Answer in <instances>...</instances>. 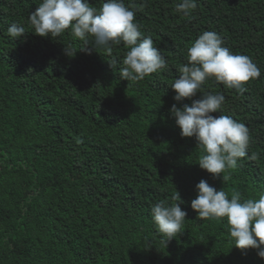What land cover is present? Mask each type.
Instances as JSON below:
<instances>
[{"label": "trees", "instance_id": "obj_1", "mask_svg": "<svg viewBox=\"0 0 264 264\" xmlns=\"http://www.w3.org/2000/svg\"><path fill=\"white\" fill-rule=\"evenodd\" d=\"M103 2L89 0L97 9ZM123 2L167 62L139 82L120 79L123 44L88 54L70 29L34 34L28 16L42 0H0V264H264L256 250L234 247L226 217L199 219L190 207L202 179L229 199L264 194V0H197L189 17L176 12L180 0ZM13 22L23 38L8 35ZM204 31L261 73L243 91L214 78L201 86L225 97L212 115L249 129L247 155L215 178L169 111L191 106L170 86ZM177 191L187 216L166 247L151 207L175 203Z\"/></svg>", "mask_w": 264, "mask_h": 264}, {"label": "clouds", "instance_id": "obj_2", "mask_svg": "<svg viewBox=\"0 0 264 264\" xmlns=\"http://www.w3.org/2000/svg\"><path fill=\"white\" fill-rule=\"evenodd\" d=\"M197 7V0H180L176 12L185 17ZM135 12L126 7L123 0H105L101 7L90 6L89 0H42L35 12L28 16L34 34L41 37H59L70 29L71 35L84 43L80 50L91 51L102 48L108 54L113 47L123 44L126 52L119 69L121 80L139 82L149 74L167 69L166 59L150 36H144L139 24L134 21ZM10 37L25 36V28L13 22L7 29ZM94 37V46L88 37ZM214 31H204L188 48V62L180 66V75L170 86L176 93L175 101L184 98L192 100L191 106L169 109L180 128L182 138L195 137L196 147L204 153L198 165L201 169L220 177L226 169L237 166L239 158L247 155L249 129L240 122L219 113L225 101L223 94L202 93L201 86L207 79L214 78L219 84L243 91L242 85L250 79L260 77L257 65L248 56L233 54ZM64 53L72 57L71 46L64 47ZM76 53V52H75ZM116 62L109 66L113 69ZM199 94L198 99H192ZM196 197L190 207L199 219L227 218L229 235L234 247L245 252L257 251L264 259V194L258 199L241 200V194L233 191L231 199L223 190L210 186L206 180L195 185ZM175 203L160 200L151 207L152 220L167 244L181 232L187 212L179 192L173 196Z\"/></svg>", "mask_w": 264, "mask_h": 264}]
</instances>
